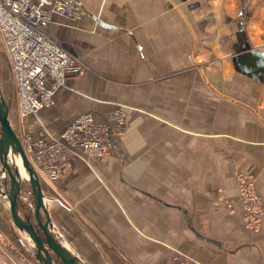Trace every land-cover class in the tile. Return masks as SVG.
I'll return each instance as SVG.
<instances>
[{"label": "crops", "instance_id": "obj_1", "mask_svg": "<svg viewBox=\"0 0 264 264\" xmlns=\"http://www.w3.org/2000/svg\"><path fill=\"white\" fill-rule=\"evenodd\" d=\"M78 3L82 16L54 14L47 28L84 65L54 104L23 116L18 91L0 86L23 142L83 112L127 115L104 158L81 152L41 179L55 237L78 264H264V0ZM0 69L17 90L1 34ZM241 174L262 202L255 230ZM6 192L0 264H31Z\"/></svg>", "mask_w": 264, "mask_h": 264}, {"label": "built area", "instance_id": "obj_2", "mask_svg": "<svg viewBox=\"0 0 264 264\" xmlns=\"http://www.w3.org/2000/svg\"><path fill=\"white\" fill-rule=\"evenodd\" d=\"M83 13L78 0H0V34L15 75L21 115L54 104L66 79L84 70L82 61L47 30L54 14L76 18ZM113 118L114 123L98 122L87 111L75 116L59 135L34 139L26 134L24 148L40 179L60 176L81 152L104 158L112 148V134L122 133L127 121L119 110ZM239 181L246 224L255 229L262 216L261 199L246 175L241 174ZM189 262L193 261L183 255L180 263Z\"/></svg>", "mask_w": 264, "mask_h": 264}, {"label": "water", "instance_id": "obj_3", "mask_svg": "<svg viewBox=\"0 0 264 264\" xmlns=\"http://www.w3.org/2000/svg\"><path fill=\"white\" fill-rule=\"evenodd\" d=\"M9 104L3 93L0 94V162L2 170L10 180V189L5 195L9 199L11 217L14 224L24 230L36 247V256L42 264H78L76 256L55 237L51 230L50 213L45 202L41 179L25 151L23 141L9 118ZM17 153L34 195V213L36 223L24 218L20 213L19 196L21 194V176L11 160V153Z\"/></svg>", "mask_w": 264, "mask_h": 264}, {"label": "rangeland", "instance_id": "obj_4", "mask_svg": "<svg viewBox=\"0 0 264 264\" xmlns=\"http://www.w3.org/2000/svg\"><path fill=\"white\" fill-rule=\"evenodd\" d=\"M3 62H5V61H3ZM2 75H3V73L0 69V77ZM5 78L3 80L2 79L0 80V86L2 85V88L4 91L3 93L7 97L14 98L17 95V90H15L16 86L14 84L13 78L11 77L12 78L11 80L9 78L7 79V76ZM0 133H1V127H0ZM21 183H22V189H21V194L19 196L20 213L24 218L36 223V218H35V213H34V195L32 192V186H31V183L28 179V176L23 177L21 175ZM3 187H7V190H9L10 189V180H9L7 174L2 170V164L0 162V189ZM261 204H262V202H261ZM245 223H246V220H245ZM259 225H260V223H259ZM259 225H258V227H259ZM247 227L249 229H252V230H255L258 228L257 227L255 229H253V228L249 227L248 225H247ZM22 232H24L26 234L27 239L26 238L25 239L29 245V246L27 245V247L29 249L27 247L24 248L26 258L29 260V262H31V264H42L41 261L36 256V253H35L36 247H35L33 241L30 239L29 235L24 230H22ZM1 235L2 234L0 232V236ZM20 247H21V249H23V247L21 245H20ZM26 264H29V263L27 262ZM59 264H62V263L60 262Z\"/></svg>", "mask_w": 264, "mask_h": 264}, {"label": "bare ground", "instance_id": "obj_5", "mask_svg": "<svg viewBox=\"0 0 264 264\" xmlns=\"http://www.w3.org/2000/svg\"><path fill=\"white\" fill-rule=\"evenodd\" d=\"M10 157H11L13 164L18 170L19 176L22 175L23 177H27L28 173L22 165L20 156L17 153L12 152Z\"/></svg>", "mask_w": 264, "mask_h": 264}]
</instances>
